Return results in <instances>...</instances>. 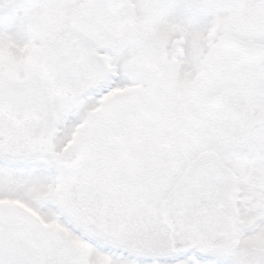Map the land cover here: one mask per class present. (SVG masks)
Listing matches in <instances>:
<instances>
[{"label": "snow or ice", "instance_id": "snow-or-ice-1", "mask_svg": "<svg viewBox=\"0 0 264 264\" xmlns=\"http://www.w3.org/2000/svg\"><path fill=\"white\" fill-rule=\"evenodd\" d=\"M0 264H264V0H0Z\"/></svg>", "mask_w": 264, "mask_h": 264}]
</instances>
